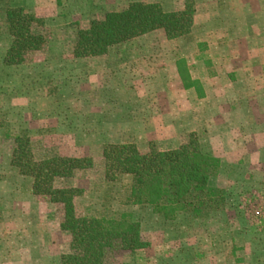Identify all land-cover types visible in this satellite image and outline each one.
<instances>
[{"label": "rangeland", "instance_id": "1", "mask_svg": "<svg viewBox=\"0 0 264 264\" xmlns=\"http://www.w3.org/2000/svg\"><path fill=\"white\" fill-rule=\"evenodd\" d=\"M134 1L170 11L188 3L13 0L45 21L35 30L46 44L7 65L9 39L0 32V264H59L70 244L62 205L34 195L10 163V135L18 132L29 133L37 158L94 159L93 169L54 183L87 191L75 197L78 210L105 203L96 186L103 145L167 151L198 133L221 161L215 183L225 191L224 210L205 220L185 216L177 233L150 206L130 207L149 245L134 252L115 245L104 264H264V0H189L195 16L186 36L154 30L98 56L72 54L78 29Z\"/></svg>", "mask_w": 264, "mask_h": 264}, {"label": "trees", "instance_id": "2", "mask_svg": "<svg viewBox=\"0 0 264 264\" xmlns=\"http://www.w3.org/2000/svg\"><path fill=\"white\" fill-rule=\"evenodd\" d=\"M194 16L189 0L179 11L165 10L159 3L130 2L78 29L72 54L98 56L154 30H162L168 39L186 36ZM44 26L45 21L25 6L0 0V32L9 39L4 63L23 64L29 54L42 50L46 37L35 29ZM10 136V163L30 179L31 192L63 207L60 229L70 235V244L59 264H104L106 251L115 245L131 252L147 247L141 236V219L132 207L150 206L162 217L165 230L179 233L185 216L205 220L226 205L225 191L215 183L221 161L208 152L198 133H190L177 148L167 151L159 150L154 143L146 152H140L134 143L103 145L102 180L96 185L97 190L106 192L101 210L93 206L78 210L75 197L87 191L54 184L58 179L72 178L77 171L93 169L92 157L37 158L29 133ZM117 184L121 190L116 195L113 188ZM115 200L124 208L114 209Z\"/></svg>", "mask_w": 264, "mask_h": 264}]
</instances>
